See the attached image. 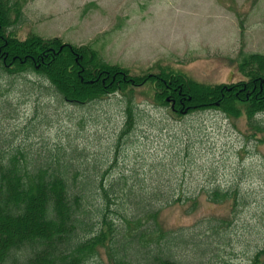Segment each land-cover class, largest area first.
Wrapping results in <instances>:
<instances>
[{
	"label": "rangeland",
	"instance_id": "374dc122",
	"mask_svg": "<svg viewBox=\"0 0 264 264\" xmlns=\"http://www.w3.org/2000/svg\"><path fill=\"white\" fill-rule=\"evenodd\" d=\"M5 1L19 8L18 19L9 13L19 39L92 43L105 62L134 75L159 64L200 84H229L245 80L240 52L264 55V0ZM146 92L75 105L37 74H2L0 146L40 160L62 153L90 173L160 190V221L188 236L184 264H249L264 245V114L248 120L206 109L179 117ZM128 106L134 127L119 141ZM214 191L228 195L216 203ZM97 259L105 261L103 250Z\"/></svg>",
	"mask_w": 264,
	"mask_h": 264
},
{
	"label": "trees",
	"instance_id": "16d2710c",
	"mask_svg": "<svg viewBox=\"0 0 264 264\" xmlns=\"http://www.w3.org/2000/svg\"><path fill=\"white\" fill-rule=\"evenodd\" d=\"M12 11L18 19L17 4L0 0V76L37 74L75 105L146 87L152 102L179 117L206 109L233 117L243 113L248 120L264 114V55L240 52L245 80L229 84H200L159 64L134 75L105 62L92 43L74 46L36 35L19 39L9 32ZM134 120L128 106L119 141ZM105 175L90 173L79 159L62 153L40 160L0 146V264H184L181 247L188 236L160 221L166 206L159 202L160 190L133 189L125 175ZM227 195L214 191L212 201ZM194 207L192 201L187 211ZM207 248L195 245L200 254ZM99 250L105 261L97 259ZM249 264H264V245Z\"/></svg>",
	"mask_w": 264,
	"mask_h": 264
}]
</instances>
